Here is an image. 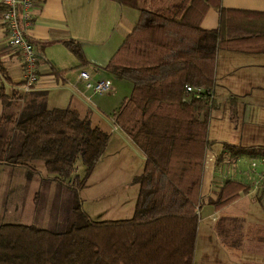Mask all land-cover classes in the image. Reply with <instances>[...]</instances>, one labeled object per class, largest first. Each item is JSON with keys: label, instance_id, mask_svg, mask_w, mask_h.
Masks as SVG:
<instances>
[{"label": "trees", "instance_id": "1", "mask_svg": "<svg viewBox=\"0 0 264 264\" xmlns=\"http://www.w3.org/2000/svg\"><path fill=\"white\" fill-rule=\"evenodd\" d=\"M219 2L135 0L137 19L102 68L131 85L110 115L144 158L133 179L137 194L130 220L93 222L81 209L80 192L108 142L107 134L91 126L88 111L79 117L71 108L46 109L40 94L0 116V164L27 168L28 162L41 161L52 181L70 192L74 217L62 232L0 224V264H192L197 212L204 205L220 210L249 191L225 180L213 198L199 197L204 154L215 144L207 127L218 108L213 99L216 53H264V13L223 9ZM209 8L217 11L218 25L204 30L200 22ZM61 44L78 62L71 70L86 65L75 41ZM51 72L60 78L67 71ZM184 87L201 93L195 98ZM0 103L10 106L2 94ZM235 107L230 98L231 122ZM15 132L20 135L16 149ZM221 150L231 158L264 156V146L223 143ZM221 157H215V167ZM77 160L83 175L72 177Z\"/></svg>", "mask_w": 264, "mask_h": 264}, {"label": "crops", "instance_id": "2", "mask_svg": "<svg viewBox=\"0 0 264 264\" xmlns=\"http://www.w3.org/2000/svg\"><path fill=\"white\" fill-rule=\"evenodd\" d=\"M219 3L223 9L264 13V0H220ZM134 6L135 0H35L32 24L26 37L37 56V73L41 78L37 87L27 93L22 90V53L8 45L5 22L0 14V95L10 100L8 107H3L0 103V110L4 108L9 113L15 112V108H21L25 100L37 99L40 94L43 95L45 104L50 103L49 94L59 90L60 84L63 88L68 82V71L75 72L73 79L75 85L81 84L76 76L79 71L87 73L89 79H101L102 75L107 74L102 70L103 66L115 53L137 19ZM0 10L2 11L1 6ZM217 25V11L214 8L207 9L201 19L200 28L213 30ZM69 39L79 45L86 62V65L78 70H71L78 65V62L61 44ZM69 56L71 59L68 58ZM52 69L57 72H67L62 77L55 78L51 72ZM218 70L220 82L217 83ZM214 74L216 86L213 99L216 102V91L222 90L227 97V111L230 98H234L238 103L239 97L256 96L247 103H242L241 108L240 105H236V121L233 124L236 129L237 115L241 113L246 124H250V128L247 129L248 135L259 137L260 130L264 129V120H262L263 125H256L257 119L251 116L253 111L249 109L260 103L257 94H264V53L218 50ZM71 87L73 92L64 87V90H68L70 94V101L66 108L71 105V109L76 112L78 108L87 110L88 100L84 92L78 91L74 85ZM113 128L119 131L116 127L113 126ZM257 146H264V144L240 147ZM219 153L222 156L221 161L215 167V157ZM219 153L214 157L212 177L210 175L209 179L207 173L206 181H203V168L206 167L202 164L199 197L204 201L206 198H213L221 182L225 180L247 186L249 191L220 210L214 211L211 208L207 211L208 216L203 219L207 226L204 227L201 235H199L201 230L199 213L202 208L197 212L198 222L192 264H264V215L257 217L256 209L253 208L254 204L246 199V197L251 198L264 213V203L260 202L251 190L252 175L248 167L249 159L259 157L231 158L222 150ZM261 157L264 158V156ZM141 158L144 162L142 155ZM206 159L208 160V155L205 152L203 160L206 162ZM261 192L263 197L264 188ZM235 220L237 224H233Z\"/></svg>", "mask_w": 264, "mask_h": 264}, {"label": "rangeland", "instance_id": "3", "mask_svg": "<svg viewBox=\"0 0 264 264\" xmlns=\"http://www.w3.org/2000/svg\"><path fill=\"white\" fill-rule=\"evenodd\" d=\"M68 58L71 59V56ZM219 64L222 65L220 59ZM219 69L221 70V67ZM68 73V82L64 87L72 91L70 87L74 85L78 91L84 92V96L88 100L87 110L83 111V109L78 108L79 117H83L85 111H88L91 126H97L108 135L107 146L100 160L85 180L84 188L80 192L81 209L93 222L130 220L137 194V185L134 184L133 179L140 173L143 160L133 144L120 131L113 128L110 115L119 106L122 98L129 95L131 85L129 82L118 80L107 73L102 75L101 79H89L90 82L106 80L110 83L111 90L109 93L98 95L90 90H85L82 81L81 84H73L75 72L68 71ZM76 76H78V72ZM218 76L219 70L216 74L217 83L220 82ZM58 87L59 90L49 94L50 103L45 104L46 109L67 107L70 94L68 90L62 88L61 84ZM257 95L260 103L252 106L249 111H253L251 116L258 121H255V124L263 125L264 94ZM254 98L256 96L239 97L236 105H240L241 108L242 103H247L248 100ZM216 102L219 106L211 112L207 127V137L215 144L209 152H206L208 160L206 159V162L203 160V167H206L203 168V181L207 180V173L209 179L210 175L212 177L211 170L214 157L221 151V144L226 143L233 146L264 144V129L260 130L259 137L248 135L249 130L247 129L250 128V124H246L241 113L237 115L238 125L234 129V122H230L227 111V97L222 90L216 91ZM69 108L72 106L69 105ZM0 111V116L9 114V111L4 108ZM12 141L13 148L16 149L20 135L16 132L12 134ZM27 165V168H20L0 164V224L33 225L48 231H64L69 222L74 219L70 210L72 205L70 192L52 181L53 176L44 171L41 161L28 162ZM29 167H33L35 170H30ZM74 167L75 173L72 177L75 175L81 177L84 167L79 160L75 162ZM260 193L262 192H254L260 202L264 203V196L262 197ZM246 199L254 204L253 208L256 209L257 217L264 215L263 209L256 202L249 197ZM210 210L211 207L203 206L199 213L201 218L199 235L204 232L203 229L207 226L203 219L207 218L206 213ZM233 224H237V220Z\"/></svg>", "mask_w": 264, "mask_h": 264}, {"label": "built area", "instance_id": "4", "mask_svg": "<svg viewBox=\"0 0 264 264\" xmlns=\"http://www.w3.org/2000/svg\"><path fill=\"white\" fill-rule=\"evenodd\" d=\"M34 1L0 0V6L3 8L2 19L5 22L7 32V43L10 47L22 53V90L24 93L35 89L41 78L37 73V56L26 37L27 31L32 24L31 17ZM78 79L84 83L85 90H90L95 94H106L111 90L108 81L98 80L90 82L88 74L83 71L78 72ZM184 92L193 94L195 98H198L201 93L199 89L193 90L190 87H184ZM248 167L252 175L251 190L254 192L262 191L264 188V158L249 159Z\"/></svg>", "mask_w": 264, "mask_h": 264}]
</instances>
